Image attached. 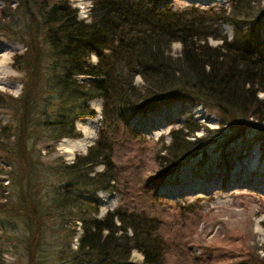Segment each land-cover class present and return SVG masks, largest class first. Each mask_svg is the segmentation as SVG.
<instances>
[{
    "label": "trees",
    "instance_id": "1",
    "mask_svg": "<svg viewBox=\"0 0 264 264\" xmlns=\"http://www.w3.org/2000/svg\"><path fill=\"white\" fill-rule=\"evenodd\" d=\"M5 1L0 35L25 50L12 57L14 70L23 73L21 94L0 93V110L14 118V125H0V159L9 166L0 213L15 226L2 224V236L14 248L23 246L27 264H128L133 250L143 253L145 264H163L157 219L122 204L99 217L95 194L119 193L118 135L142 142L129 123L161 104L198 103L219 114L227 134L210 132L217 139L254 129L264 146V100L258 98L264 92V0L175 11L159 8L160 0H91L88 19H79L69 0ZM223 25L232 28L230 39ZM177 41L182 47L174 56ZM95 99L102 105L94 144L71 163L43 164L37 145L50 154L62 139L76 138L75 124L94 116L88 103ZM201 131L187 121L169 132L158 177L192 159L197 169L207 166L200 140H188ZM226 155L220 151L213 163L219 171L228 165ZM77 223L81 233L72 247Z\"/></svg>",
    "mask_w": 264,
    "mask_h": 264
},
{
    "label": "rangeland",
    "instance_id": "2",
    "mask_svg": "<svg viewBox=\"0 0 264 264\" xmlns=\"http://www.w3.org/2000/svg\"><path fill=\"white\" fill-rule=\"evenodd\" d=\"M69 1L78 11L79 19H88V0ZM228 4L229 0H160L159 8L173 11L190 6L210 9L227 7ZM6 5L5 0H0V8ZM221 31L228 39L233 35L228 25H223ZM261 35L264 36V30ZM209 44L215 46L219 42L210 39ZM24 50L22 43L0 35V93L5 97L17 98L22 92L23 73L14 70L12 57ZM171 51L176 56L180 48L172 45ZM92 62H95L94 57ZM136 83L141 84V81L136 79ZM258 98L264 100V92ZM88 105L94 116H86L76 122V138L62 139L50 154H46L45 144L37 145V149H41L40 161L43 164H53L57 158L71 163L77 154H84L94 144L101 121L102 102L95 99ZM187 121L205 130L188 140L191 143L200 140L198 144L208 152L207 166L197 169L192 159L171 175L158 177V156L164 155L163 147L170 143L169 132L179 129ZM8 124L14 125L13 115L2 109L0 125ZM129 127L143 140H131L119 133L114 152L118 179L115 186L119 193L99 191L95 194L99 217L117 209L120 204L154 216L158 225L156 234L164 249L163 264H236L264 259V190L254 184L258 176L255 170L264 167V146L254 129L218 136L217 139L213 136L215 133L210 132L217 130L220 135L227 134L220 127L219 114L198 103L183 100L161 104L143 115H136ZM224 150L230 155H226L228 165L219 171L213 163ZM247 159H252L251 163L239 169L234 176L239 163ZM8 169L7 163L0 159V197L8 194L4 189L8 183L5 175ZM247 172L251 176L244 178ZM243 178L248 182H236ZM261 181H264V175L258 179ZM152 196L156 197L155 201ZM3 203L1 200L0 207ZM2 224L9 230L15 227L8 216L0 213V264H27L23 246L14 248V242L7 243L2 236ZM75 229L72 247H75L81 233L79 223L75 224ZM128 264L145 263L134 259L131 254Z\"/></svg>",
    "mask_w": 264,
    "mask_h": 264
},
{
    "label": "bare ground",
    "instance_id": "3",
    "mask_svg": "<svg viewBox=\"0 0 264 264\" xmlns=\"http://www.w3.org/2000/svg\"><path fill=\"white\" fill-rule=\"evenodd\" d=\"M252 160V159H251ZM251 160L249 159H247V160H245L244 162H241V163H239V165L237 166V169H236V172L235 173H233V175L234 176H237V173H238V171H239V169H242L244 166H246L247 167V165L246 164H250L251 163ZM257 171V178H256V180H255V182H254V184L255 185H257V188H259V189H261V190H264V181H261V182H258V179H260L263 175H264V167H262V168H260V169H256L255 170V172ZM248 176H251L250 175V172H247V173H245V175H243V177L244 178H248ZM241 179V180H243V181H241V180H239V181H237L236 180V182H248V180L247 179Z\"/></svg>",
    "mask_w": 264,
    "mask_h": 264
},
{
    "label": "clouds",
    "instance_id": "4",
    "mask_svg": "<svg viewBox=\"0 0 264 264\" xmlns=\"http://www.w3.org/2000/svg\"><path fill=\"white\" fill-rule=\"evenodd\" d=\"M86 7L89 8V9L92 7L91 0H88ZM89 22H91V21L89 20ZM173 47L176 48V49H179V48L182 47V45H181L180 42L177 41V42H174ZM93 57L96 58L94 53H93ZM96 59H98V58H96ZM136 79L140 80L141 77L137 76ZM68 150H71V149H68ZM102 168H103V166H101V169ZM129 233L131 234V229H129ZM132 257L134 259H136V260H139V261H143L145 259L143 253H141V252H139L137 250H133Z\"/></svg>",
    "mask_w": 264,
    "mask_h": 264
}]
</instances>
